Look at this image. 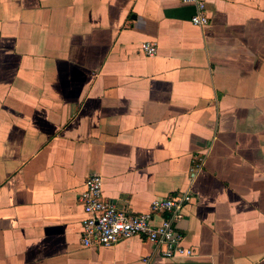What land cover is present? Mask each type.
Returning <instances> with one entry per match:
<instances>
[{"label": "crops", "instance_id": "0c3cea01", "mask_svg": "<svg viewBox=\"0 0 264 264\" xmlns=\"http://www.w3.org/2000/svg\"><path fill=\"white\" fill-rule=\"evenodd\" d=\"M204 1L206 27L186 0H0V264H264V0ZM93 175L120 210L190 196L193 255L84 247Z\"/></svg>", "mask_w": 264, "mask_h": 264}, {"label": "built area", "instance_id": "2783aa9c", "mask_svg": "<svg viewBox=\"0 0 264 264\" xmlns=\"http://www.w3.org/2000/svg\"><path fill=\"white\" fill-rule=\"evenodd\" d=\"M197 5V13L192 18L195 26L206 27L209 19L206 15L204 0H186ZM144 54H157L155 44L143 43ZM103 179L93 175L84 184L80 194L85 218L82 221V245L86 248L112 247L122 241L141 237L147 242L163 246V255L167 258L190 257L191 249L183 245L184 236L175 222L182 218V209L190 201V196H172L154 201L145 212H131L118 209L114 204L104 200ZM156 218L160 222L156 223Z\"/></svg>", "mask_w": 264, "mask_h": 264}]
</instances>
